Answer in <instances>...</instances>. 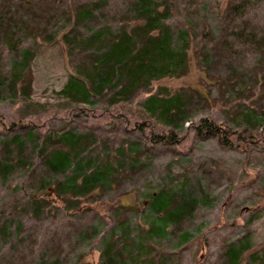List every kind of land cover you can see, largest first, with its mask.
<instances>
[{
    "label": "rangeland",
    "instance_id": "1",
    "mask_svg": "<svg viewBox=\"0 0 264 264\" xmlns=\"http://www.w3.org/2000/svg\"><path fill=\"white\" fill-rule=\"evenodd\" d=\"M152 1L178 43L186 32L188 69L129 99L114 90L83 104L62 90L89 66L92 51L80 49L74 33L71 41L63 36L143 28L137 0H0V14L11 19V37L0 30V264L109 263L107 247L115 264H231L233 245L243 248L240 264L264 263V45L239 33L246 27L264 43V0L237 19L222 11L231 0ZM80 6L93 15L76 29L69 17ZM23 50L31 59L17 95L10 74ZM175 93L187 119L173 127L181 140L171 145L153 140L168 128L143 103ZM249 113L258 120L246 121ZM204 118L233 132L230 147L196 136L192 128ZM68 133L79 158L114 172L108 185L62 202L65 176L46 159L67 149L59 137ZM170 192L189 209L167 236L151 237V197Z\"/></svg>",
    "mask_w": 264,
    "mask_h": 264
},
{
    "label": "trees",
    "instance_id": "2",
    "mask_svg": "<svg viewBox=\"0 0 264 264\" xmlns=\"http://www.w3.org/2000/svg\"><path fill=\"white\" fill-rule=\"evenodd\" d=\"M253 1L262 0H231L223 4L222 11L228 17L241 18L251 10ZM26 2L29 3V1ZM134 12L139 15L141 23H144L143 28L136 26L134 30H129L124 27L113 28L106 25L99 28L91 27L88 33H76L77 31L71 29L69 35L63 36L64 41L65 39L71 41L70 35L74 33L72 39L80 49L92 51L89 66L81 69L83 72L81 75H72L62 90V94L67 99L83 104H93L94 99L102 95L106 96L114 90L129 99L135 93L138 94L142 88L152 87L157 81L173 76L180 69H188L189 58L184 40L187 36L186 32L183 30L179 32L178 43L173 34L161 24L157 6L152 0H137ZM92 15L93 9L80 6L73 11L69 20L77 29L84 26L86 22L90 23ZM140 20L137 21L140 22ZM10 26L11 19L7 20L3 14H0V30L9 34ZM246 29L244 27L243 31L239 32L240 36L246 32L244 39L247 43L259 48L263 47L264 43L257 40L254 31L247 32ZM143 34L145 38L141 36ZM9 36L11 37L10 34ZM8 39L11 42V38ZM23 51L21 60L18 63L14 61L10 74L12 82L10 86L17 95H20V87H22L20 84H23L24 71L28 70L31 59L30 52ZM143 108L150 116L155 117L168 128L153 140L164 141L171 145L178 144L181 139L175 135L173 127L177 126L181 120L187 119L182 95L180 93L168 96L151 94L144 101ZM249 118L254 121L258 120L257 116L252 113L244 115L246 121H250ZM192 129L199 138L214 136L218 138L222 146L232 145L228 135L233 132L230 129H223L220 124L210 118L201 119ZM29 137L32 138L33 135L29 133ZM59 139L60 143L65 141L69 146L65 150H53L46 159L47 165L53 172L65 176L60 189L62 193L59 194L61 197H57L59 201L67 202L74 195L84 198L99 186L108 185V180L114 172L109 163L103 166L98 161L86 162L83 158H79V153L75 150L76 136L74 134L68 133ZM69 172H72L73 176L68 177ZM172 196L170 192L151 197L152 201L147 215L151 227L146 232L151 237L167 236L169 226L176 223L189 209V201L188 208H186L184 198ZM186 236H189L187 231L183 234V238ZM138 250L140 254L146 252L145 244L139 246ZM106 252L109 263L104 261L102 264H115L116 256L111 255L110 247L106 248ZM135 252L136 250L130 254L135 255ZM242 255L241 246H231L228 254L229 262L240 264ZM256 264L264 263L257 262Z\"/></svg>",
    "mask_w": 264,
    "mask_h": 264
}]
</instances>
